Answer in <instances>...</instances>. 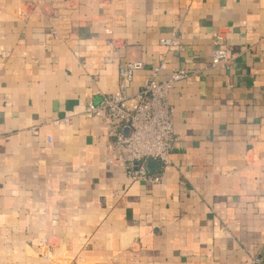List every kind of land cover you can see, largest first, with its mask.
I'll return each instance as SVG.
<instances>
[{
    "label": "crops",
    "instance_id": "1",
    "mask_svg": "<svg viewBox=\"0 0 264 264\" xmlns=\"http://www.w3.org/2000/svg\"><path fill=\"white\" fill-rule=\"evenodd\" d=\"M234 56L209 69L214 35ZM175 36L183 50L161 40ZM264 0H0V264H250L264 252ZM169 94L170 164L132 181L85 113L141 61ZM71 118L55 128L54 119ZM48 138L52 143H48ZM49 257V261L46 259Z\"/></svg>",
    "mask_w": 264,
    "mask_h": 264
},
{
    "label": "built area",
    "instance_id": "2",
    "mask_svg": "<svg viewBox=\"0 0 264 264\" xmlns=\"http://www.w3.org/2000/svg\"><path fill=\"white\" fill-rule=\"evenodd\" d=\"M161 45L170 50H183L175 36L161 40ZM215 48L211 55L209 69H229L234 56L223 48V37L214 35ZM264 56V53H263ZM146 69L141 61L124 64L120 70V84L113 94H102L99 103L89 100L85 113L94 116L107 127L110 140L107 148L111 152H128L129 160L120 159L126 167V175L132 181L144 184H160L161 177L148 171L149 160L159 164H170L178 137L173 124V109L169 94L174 86L189 77L199 76L204 71L196 69H173L168 79L160 81L159 75L167 71L164 60L151 69V77L134 94L130 93L135 74ZM71 118L54 119L55 128L71 126ZM48 143L52 139L48 138ZM49 261V257L46 258ZM250 264H264V257L254 256Z\"/></svg>",
    "mask_w": 264,
    "mask_h": 264
},
{
    "label": "water",
    "instance_id": "3",
    "mask_svg": "<svg viewBox=\"0 0 264 264\" xmlns=\"http://www.w3.org/2000/svg\"><path fill=\"white\" fill-rule=\"evenodd\" d=\"M157 166L158 162H156L155 160H149L147 169L148 171L153 172L152 170L155 169ZM260 256L264 257V252Z\"/></svg>",
    "mask_w": 264,
    "mask_h": 264
}]
</instances>
